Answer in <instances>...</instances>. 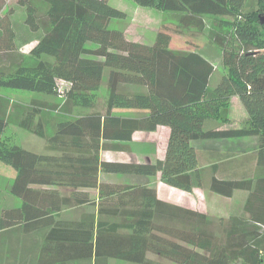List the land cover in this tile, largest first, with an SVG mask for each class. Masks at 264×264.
<instances>
[{
	"label": "trees",
	"instance_id": "trees-1",
	"mask_svg": "<svg viewBox=\"0 0 264 264\" xmlns=\"http://www.w3.org/2000/svg\"><path fill=\"white\" fill-rule=\"evenodd\" d=\"M108 1L0 0V89L59 95L60 104L33 99L30 105L65 116L76 107L95 108L104 76L108 88L102 111L56 121L69 140L51 158L9 143L3 131L22 124V105L0 93V161L15 169L8 191L20 199L1 209L0 235L16 229L33 240L22 249L32 255L25 264H264V0L251 9L247 0H132L168 12L178 32L205 33L224 68L212 86L213 64L195 50L170 47L166 31L146 44L110 28L125 14ZM124 85L144 90L119 88ZM232 96L247 120L236 128L205 127L208 119L229 121ZM158 126L169 128L163 158H101L103 150H123L135 131ZM248 136L257 138V148L240 171H229L221 158L203 165L192 144ZM103 173H159L162 182L187 192L209 174L212 192L244 197L238 212L214 218L161 200L153 186L103 181ZM58 188L72 191L61 195ZM82 205L95 209L76 220L60 217L63 207Z\"/></svg>",
	"mask_w": 264,
	"mask_h": 264
},
{
	"label": "rangeland",
	"instance_id": "rangeland-1",
	"mask_svg": "<svg viewBox=\"0 0 264 264\" xmlns=\"http://www.w3.org/2000/svg\"><path fill=\"white\" fill-rule=\"evenodd\" d=\"M256 0H247L245 9H251L255 6ZM108 3L124 12L125 18L114 19L110 23V28H117L124 32L128 39L136 40L146 44H152L158 31H166L170 35V47L195 50L210 59L213 64L211 84L213 85L218 78L224 73L221 64L220 50L209 44L204 32H197L194 29L189 31H176L175 24L168 12H163L150 7H143L135 4L132 0H109ZM94 47V44H89ZM63 88L64 84L60 83ZM127 87V86H125ZM130 88V87H128ZM108 88L106 85V77L102 79L101 86L98 90V101L94 109L76 107L73 109V115H79L90 112L92 110L102 111L107 97ZM0 93L10 99L19 102L22 107L18 113V120L21 125H8L3 133L8 137L9 143L18 145L37 155H48L49 158L57 156L63 152L69 137L67 134L58 133V120H67L74 118L73 115H61L55 112H46L33 109L30 101L41 100L49 103L60 104L62 98L59 95H49L40 92L17 90L10 88H1ZM236 98L230 99L229 103V121L221 123L214 120H205V127H221L233 128L240 127L246 120L247 116L243 112L242 106ZM218 122V123H217ZM57 125V126H56ZM208 125V126H206ZM55 126L57 131L55 132ZM155 131V130H154ZM155 133V134H154ZM214 141L210 144L203 145L197 141L195 146L200 151H215L216 155H205L203 163L207 160L227 162L226 166L230 171L246 168L251 159V155L255 153L257 148V140L255 137L244 143L242 140H205ZM165 133L160 128L155 132L146 133L138 132L133 138L124 143V149L118 151L103 150L102 158L110 159V161H135L143 162L149 160L155 161L159 159L165 148ZM211 149V150H210ZM152 161V162H153ZM227 169V170H228ZM15 173V169L0 161V211L4 207H14L20 205V199L13 196L8 191V185ZM127 175V174H124ZM109 177L106 181L123 183L128 177H122V174H107ZM102 177V174H101ZM104 177V176H103ZM132 181L134 175L131 176ZM152 186L156 188L157 194L166 199V201L200 210L214 218L228 217L236 213L241 208L243 200L242 192L238 191L232 197H224L214 194L209 188L197 186L187 192L172 186H169L160 180L159 174L148 176L147 179ZM146 180V181H147ZM137 181V180H136ZM61 195H67L72 190L67 188H58ZM89 195L92 199L96 198V190L89 189ZM95 206H71L63 207L60 217L63 219L76 220L83 212H92ZM18 239L19 234L12 236L0 235V264H9L8 250L5 242L8 239ZM7 251V252H6ZM12 252V250H11ZM107 264H135L122 260L109 259Z\"/></svg>",
	"mask_w": 264,
	"mask_h": 264
},
{
	"label": "crops",
	"instance_id": "crops-1",
	"mask_svg": "<svg viewBox=\"0 0 264 264\" xmlns=\"http://www.w3.org/2000/svg\"><path fill=\"white\" fill-rule=\"evenodd\" d=\"M132 40V39H131ZM134 41H136V40H134ZM201 54V53H200ZM202 56H204L208 61H210V59L209 58H207L205 55H203V54H201ZM211 62V61H210ZM211 78H212V74H211V76H210V79H209V84H210V86H212V84H211ZM219 79V78H218ZM215 83H216V81H215ZM214 83V84H215ZM213 84V85H214ZM125 86H127V87H125ZM128 87H130V88H128ZM120 89H123V90H133V91H137V90H144V87H141V86H136V85H124V86H120L119 87ZM232 98H236L237 99V101L238 102H240V100H239V98L238 97H236V96H232L231 97V99ZM240 104V106H242L241 108H243L242 110H243V112L246 114V111H245V109H244V107H243V105L241 104V102L239 103ZM246 116H247V114H246ZM206 126H208V125H206ZM211 127V126H210ZM162 129L163 131H164V133H165V141H166V143H167V139H168V135H169V128L167 127V126H158L157 128H156V130L155 131H157L158 129ZM219 128H221L220 126H219ZM233 128H235V127H233ZM155 131H135L133 134H132V138H133V136L136 134V133H138V132H146V133H152V132H155ZM155 134V133H154ZM254 136H248V137H241V138H234L235 140H242L244 143H246V141H248V140H250L251 138H253ZM131 138V139H132ZM256 138V137H255ZM230 140H233V139H230ZM256 140H257V138H256ZM197 141H200V142H202V144L203 145H207V144H210L211 142H214V141H205V140H196V141H193L192 142V144H193V146L195 147V149L197 150V152L199 153V155H200V160H201V162L203 161V157L205 156V155H210V154H212V155H216L217 154V152H215V151H206V152H203V151H200V149H197L196 148V146H195V143L197 142ZM249 142V141H248ZM166 143H165V148H166ZM165 148H164V151H163V153H162V155H160L159 157L160 158H163V156H164V152H165ZM211 150V149H210ZM255 151H256V149H255ZM102 152V151H101ZM100 155H101V153H100ZM101 158H102V156H101ZM159 158V159H160ZM102 159H105V160H110V159H106V158H102ZM153 160H149V157H148V159H147V161L146 162H152ZM210 162H213V160L211 159V160H207L206 162H204L205 164H203V165H205V166H208V165H210ZM203 163V162H202ZM229 171H230V169H229ZM159 174V173H158ZM104 176V177H103ZM132 175H122V177L124 178V177H128L129 179H126L124 182H131V183H138V184H146V185H150V186H152L151 184V182H149L147 179H148V176H138V175H134V176H136V177H133V178H136V179H133L132 181L130 180V178H132L131 177ZM109 177L107 176V174L105 173H103L102 174V177H101V175H100V179L101 180H103V181H106L107 179H108ZM137 180V181H136ZM147 180V181H146ZM113 182V181H112ZM208 185H209V174L207 175L206 174V176H205V178H204V180H203V184L201 185L202 187H207L208 188ZM238 192V191H237ZM241 192V191H240ZM214 193V192H213ZM214 194H216V193H214ZM242 194H243V197H244V193L242 192ZM157 196H158V198H160L161 200H163V201H166V199H163L162 197H160L158 194H157ZM228 198H230V197H228ZM166 202H168V201H166ZM169 203H171V202H169ZM172 204H174V203H172ZM176 205H178V204H176ZM83 206V205H82ZM179 206H182V205H179ZM184 207V206H183ZM187 208H190V207H187ZM193 209V208H192ZM84 213V212H83ZM79 218V217H78ZM77 218V219H78ZM63 219V218H62ZM64 220H68V219H64ZM70 220V219H69ZM19 234V237L20 238H18V239H8V240H6V242H5V246H7V247H9L10 246V248H12L14 251L13 252H11V255H9L8 256V258H9V262H11V263H9V264H25V262L26 261H29L30 260V258H32V255L30 254V253H28V251H22V249H24V248H27L28 246H30V245H32V243H33V240L32 239H30V238H26V235H25V233L23 232V231H21V230H16V229H10V230H7L6 231V235H8V236H12V235H15V234ZM32 235V234H31ZM34 235V234H33ZM41 239H38V241H36L35 243H34V245H35V252L33 253V259H34V262H35V260L37 261L38 259H39V256H40V246H41ZM38 248V249H37ZM67 264H90V262H85V261H72V262H69V263H67Z\"/></svg>",
	"mask_w": 264,
	"mask_h": 264
},
{
	"label": "water",
	"instance_id": "water-1",
	"mask_svg": "<svg viewBox=\"0 0 264 264\" xmlns=\"http://www.w3.org/2000/svg\"><path fill=\"white\" fill-rule=\"evenodd\" d=\"M259 21L261 24H264V15L259 16Z\"/></svg>",
	"mask_w": 264,
	"mask_h": 264
},
{
	"label": "built area",
	"instance_id": "built-area-1",
	"mask_svg": "<svg viewBox=\"0 0 264 264\" xmlns=\"http://www.w3.org/2000/svg\"><path fill=\"white\" fill-rule=\"evenodd\" d=\"M61 84H63V83H61ZM64 86H65V84H64Z\"/></svg>",
	"mask_w": 264,
	"mask_h": 264
}]
</instances>
